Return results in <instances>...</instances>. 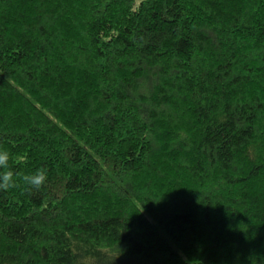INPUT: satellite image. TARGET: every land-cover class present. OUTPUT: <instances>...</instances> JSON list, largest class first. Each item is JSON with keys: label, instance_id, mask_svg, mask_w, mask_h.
<instances>
[{"label": "trees", "instance_id": "1", "mask_svg": "<svg viewBox=\"0 0 264 264\" xmlns=\"http://www.w3.org/2000/svg\"><path fill=\"white\" fill-rule=\"evenodd\" d=\"M0 149V264H264V0H0Z\"/></svg>", "mask_w": 264, "mask_h": 264}, {"label": "clouds", "instance_id": "2", "mask_svg": "<svg viewBox=\"0 0 264 264\" xmlns=\"http://www.w3.org/2000/svg\"><path fill=\"white\" fill-rule=\"evenodd\" d=\"M10 153L6 149H0V191H7L19 187L10 164ZM47 169L39 168L35 172L25 174L20 178L24 190L31 193L39 191L47 181Z\"/></svg>", "mask_w": 264, "mask_h": 264}, {"label": "rangeland", "instance_id": "3", "mask_svg": "<svg viewBox=\"0 0 264 264\" xmlns=\"http://www.w3.org/2000/svg\"><path fill=\"white\" fill-rule=\"evenodd\" d=\"M138 1H139V0H135V4H137V3H138Z\"/></svg>", "mask_w": 264, "mask_h": 264}]
</instances>
